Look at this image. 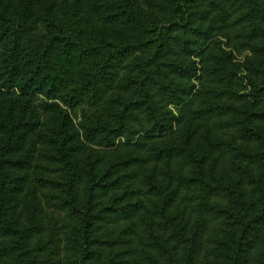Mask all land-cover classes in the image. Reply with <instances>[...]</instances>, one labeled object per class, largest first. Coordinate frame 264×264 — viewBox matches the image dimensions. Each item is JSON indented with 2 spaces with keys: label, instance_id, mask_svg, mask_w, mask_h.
<instances>
[{
  "label": "trees",
  "instance_id": "trees-1",
  "mask_svg": "<svg viewBox=\"0 0 264 264\" xmlns=\"http://www.w3.org/2000/svg\"><path fill=\"white\" fill-rule=\"evenodd\" d=\"M36 1L43 5L39 16L34 14ZM70 1L79 4L62 6L57 17L56 0H0V23L6 24L0 28V68L2 74H9L0 81V89L18 88L25 96L48 90L47 98L58 99L68 108L92 110V114L84 112L81 126L90 140L87 142L96 140L107 149L140 151L151 145L148 161L155 170L130 171L137 159L129 160L123 153L106 170H98L104 159L101 154H105L101 151L95 158L84 155L93 160L78 173L84 144L72 131L66 114L58 124L42 126L34 115L18 119L0 108V256L5 264H36L29 255V240L42 234L45 227L42 206L32 188L35 185L59 191L54 193L55 200L70 222L69 241L79 264H107L110 258L105 247L111 249L115 242L100 243L95 237L96 224L131 219L141 208L138 199L144 190L156 204L160 203V212L167 211L174 201L164 197L167 193L161 189L167 183H171L167 188L174 185L176 171L191 181L185 186L195 185V192L202 195L192 209L196 211L195 223L139 225L150 255L154 253L150 244L159 240L161 231L177 232L185 245L179 255L185 264H197L201 242L207 236L238 243L250 235V225L261 228L264 0H141L143 5L138 0H84L90 12L98 15L92 24L79 9L83 0ZM60 17L62 22L58 21ZM216 36L250 53L240 66V76L233 68L229 71L233 55L221 49L214 41ZM25 37L39 43L29 69L22 67L26 64L23 56L34 47L22 45ZM51 49L56 54L54 67L45 72L40 60ZM42 70L47 74L42 75ZM123 72L126 74L118 81ZM110 82L122 95L104 100ZM2 90L0 103L6 98ZM200 129L201 144L189 145L186 141L194 140ZM136 135L140 138L133 144L116 143L119 137L130 143ZM177 147L184 148L175 152ZM38 156L44 163L37 165ZM50 159L56 165L46 164ZM33 162L37 174H53L59 179L32 177L28 171ZM8 163L10 173L19 174L9 177ZM120 170L126 173L118 175ZM231 172L243 178L233 180ZM124 181L127 185L122 188ZM247 186H253L252 196L260 206L255 212L254 203L243 191ZM97 191L111 194L108 207L101 205ZM25 192L31 193L30 209L27 227L20 231L8 222L4 224V218L12 209L13 199ZM215 197L237 206L232 225H209L217 220L216 213L224 211L211 202ZM158 259L151 262L155 264Z\"/></svg>",
  "mask_w": 264,
  "mask_h": 264
},
{
  "label": "rangeland",
  "instance_id": "rangeland-1",
  "mask_svg": "<svg viewBox=\"0 0 264 264\" xmlns=\"http://www.w3.org/2000/svg\"><path fill=\"white\" fill-rule=\"evenodd\" d=\"M77 3L79 4V2H74L73 4V1L70 0L65 2L63 0H56L54 5L56 8L57 17H59L58 10L61 9L62 6L68 4L71 7L76 6ZM138 3L143 5L141 0H138ZM42 6L43 5L40 3V1H36L34 4L35 15L39 16L42 13ZM80 6L81 7L79 9L85 13L84 15L87 16V18L90 20V23L92 24V19L98 17V15H95L94 12H90V6L87 1L83 0ZM58 21L62 22L61 17L58 19ZM5 25L6 24L3 26ZM3 26L0 23V28ZM86 27H90V25L85 26V28ZM214 41L220 43L221 49L224 50L225 53L233 55V60L231 62L232 67L229 68V71H231L233 68L234 73L237 74L238 72V76H240L241 73L239 72L243 71L240 69V66L245 62V58L250 57V53L239 51L240 49L227 45L221 36H216ZM22 45L25 47H34L30 48L28 54L23 56V60L26 61V64L22 67H25L24 69H29L34 63L32 62L34 60L33 58L35 57L34 51L36 50L35 48L39 45V43H37L34 38L25 37L22 40ZM232 48L235 49V51ZM53 50L54 49L48 50L49 53L47 54L44 53V58H41L40 60V64L43 66V69H45V72H48L49 70L51 71V68L54 67L56 54L53 53ZM43 51L44 50H42V52ZM1 71L2 70L0 68V75H2L0 81L2 82L7 78V76H9V74L6 71L4 74H2ZM44 71L42 70V75L47 74ZM125 74L126 72L120 74L118 81L121 79V76H124ZM17 80H20V72L17 74ZM194 83L197 85L196 82ZM112 84L113 82H110V84L105 89L106 93L104 95V100L108 99L109 97H119L122 95L121 92L118 93L117 86L115 88H113V86L111 87ZM2 91L6 94V98L0 103V108H4L5 112H9L12 116H14V118L19 119L35 116L34 118L36 119V122L40 125L53 126L54 124H58V120L61 121L63 113L67 115V118L72 125V131L76 132V134L80 136V140L84 144L83 154H81L82 158L78 162V173H80V170L84 164L90 163L93 158H95L93 156L101 151H104L105 154H101L104 159L98 167V170H106L107 165L117 161L119 158L121 159L120 156L122 153L124 154L125 158L129 157V160L135 158L137 159L136 163H132L130 171L135 168H137L142 173H145L147 169L148 172H153L155 170V165L148 161V158L152 156L151 151L153 146L151 145L144 148L143 151H140L138 149L120 147L107 149L99 146L96 140H93L94 142H87L90 140L86 139L81 126L84 124V112L86 111L87 113L89 112L92 114V110H87L84 107L68 108L64 106L58 99H50L49 97L47 98V94L50 93L48 90L43 92L28 93L27 96L22 94L18 88H12L10 91ZM57 97L60 96L58 95ZM174 115L175 118H177L176 112ZM64 121L67 122L66 119ZM65 130L68 131V128ZM191 130V128L188 129V131H186L184 134H188V132ZM202 133L203 130L200 129L197 131V136L194 135V140L186 142L193 146L201 144L198 140L201 138ZM138 138H140V135L133 136L130 138L132 142L129 143L125 137H119L116 143L124 145L133 144L138 140ZM179 148H175V152H180ZM40 149L43 150L42 147ZM84 155L93 158H86ZM5 158L10 160L7 156ZM38 158L39 161H37V165L44 163L39 156ZM46 164L51 165L50 167L56 165L54 164V159H50L48 162H46ZM9 165L10 164L8 163L7 173L9 177H14L15 175L19 174L18 171L10 173ZM35 166L36 162H33V166L31 165L28 171L32 177H38L39 175L44 180L57 181L59 179L53 174H44L43 176L39 172L37 174ZM227 170L228 169H225V171ZM123 172L124 174L126 173L125 170H120L118 175L122 174ZM238 172H231V177L233 180L243 178ZM233 180L231 181L232 187L234 185ZM181 182H184V185L183 188L179 190ZM187 182H191L188 180L187 176L181 174L179 171H176L175 181L173 183L174 185L170 188H167L166 186L171 183H167L165 187L163 186L161 190L167 193V195L164 197H167L168 200L174 201V203H172L169 209L165 212H160V203L156 204L151 198V194L145 192L146 190H144L138 199V204L141 206V208L138 209L131 219L121 222L117 221L116 223L108 220H102L96 224L98 229L96 230L97 232L95 237L99 239L100 243H104L105 241L115 242V244L111 246V249H106L105 247L107 257L110 258L107 264H153L151 260H154L155 257L160 258L155 264H185L184 260L179 255L180 251L184 249L185 245L182 244L183 242L181 237L177 232L174 231L173 233L172 231H167L165 234H163V231H161L162 234H158L159 240H155L150 244L152 248L151 250L154 252L150 255L149 248L145 247L146 244L141 240V230L138 228L139 225H193L195 223L196 211L192 212V209L195 205H197L198 201L200 203V197H202V195L200 196L195 192V185H190V187L185 186ZM126 185L127 182L124 181L122 182L121 187L123 188ZM252 187L253 186H247L243 191L248 193L249 200H252L254 203L255 212V210H257L260 206L257 205L256 197L252 196L254 194ZM32 188L35 189V194L38 196L40 205L42 206L45 231L40 235H34V237L29 240V255L35 260L36 264H79L80 260L76 256V253L73 249V244L69 241L71 238L70 222L66 219L62 210L57 206V200H55L57 196L54 193H58L59 191L48 187L45 188L43 185H35ZM187 188H189V190H186ZM102 192L103 191H97V195L100 198L99 202L102 206L108 207L110 204L111 194H102ZM30 194V192H25V194H23L21 197L13 199V202L11 203L12 209L6 212L4 224L8 222L6 224L14 225L20 231H23L27 227L29 216L28 210L30 209ZM164 197L161 196L162 199ZM218 198H213L211 202H215V206L219 207V209H224V211H219V213H216L215 216L217 220L209 223V225H232L237 217V206L229 202L230 200L227 201V199ZM210 199L211 198H207V200ZM263 203L264 199H261V205H263ZM150 221H153V224H151ZM250 226L252 227L250 235L248 237H244L242 240H239L238 243H236L235 240L232 243L224 237L222 239L212 238L211 236L204 238L200 245V254L198 256L197 264H264V225L262 226L263 228L261 227L262 229L259 225L253 224ZM228 229L230 228H225L226 231ZM162 230L164 229L162 228ZM172 234H174V236H172ZM214 241H219V243H214ZM0 246H2V243H0ZM236 249L238 251L237 255L235 256ZM237 256L239 259L234 261L233 259L237 258ZM5 263V259L0 256V264Z\"/></svg>",
  "mask_w": 264,
  "mask_h": 264
}]
</instances>
